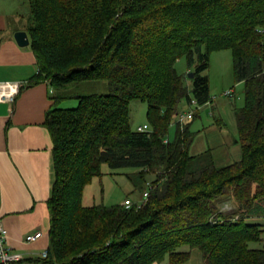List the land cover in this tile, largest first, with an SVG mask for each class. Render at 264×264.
Instances as JSON below:
<instances>
[{"label":"trees","instance_id":"16d2710c","mask_svg":"<svg viewBox=\"0 0 264 264\" xmlns=\"http://www.w3.org/2000/svg\"><path fill=\"white\" fill-rule=\"evenodd\" d=\"M27 3L38 71L24 88L45 83L52 101L49 246L35 264H184L193 250L203 264H264V224L248 221L264 218V0ZM221 50L244 89L234 110L240 159L218 167L209 149L190 154L194 134L176 118L182 102H210L204 73ZM89 81H106L109 93L79 95ZM69 100L77 105L60 106ZM132 101L146 104L148 132L131 129ZM103 165L134 170L141 197L149 192L141 207L82 204ZM223 199L234 213L220 211Z\"/></svg>","mask_w":264,"mask_h":264},{"label":"crops","instance_id":"0c3cea01","mask_svg":"<svg viewBox=\"0 0 264 264\" xmlns=\"http://www.w3.org/2000/svg\"><path fill=\"white\" fill-rule=\"evenodd\" d=\"M22 2L0 0V82L25 85L38 67L30 46L20 47L14 39L16 32H25L26 12ZM51 105L50 88L45 83L25 87L13 103H0V225L5 229L6 246L28 264H35L49 246L47 201L54 169L52 141L43 123ZM232 115L235 121L234 109ZM216 122L224 125L221 118ZM214 147L206 150L211 151L218 167L240 159L239 144L233 152L231 149L216 152ZM38 231L42 233L40 239L24 241L27 235ZM195 256L198 264H202L200 254Z\"/></svg>","mask_w":264,"mask_h":264},{"label":"rangeland","instance_id":"374dc122","mask_svg":"<svg viewBox=\"0 0 264 264\" xmlns=\"http://www.w3.org/2000/svg\"><path fill=\"white\" fill-rule=\"evenodd\" d=\"M23 1L25 5H23L21 0L23 10H25L27 16L29 10L28 3L27 0ZM175 67L179 74L186 75L188 73V67L184 59L178 60ZM204 74L209 80L211 102L202 107L192 104L188 105L182 102L179 107V113L191 111L193 115L192 119L186 122L190 125V131L194 134L189 152L192 155L198 154L211 146H215L216 152L226 151L227 149H231V152H233L234 146L238 145V134L232 110L243 106L244 86L243 83L240 85V83L234 80L231 52L229 50L213 52L209 57V67ZM231 90H234V92L229 98L224 95L225 92ZM77 92L79 95L83 96L91 94H108L109 86L106 81L82 82L77 85ZM76 105L77 101L69 100L65 101L60 106L65 108L74 107ZM146 108V104L140 101L130 102L129 118L130 127L133 131H135L137 127L147 124ZM219 118L222 119L224 125L216 122ZM186 123H184V125ZM174 131L175 122H173L169 128L170 139L173 138ZM232 140L236 141V143H233ZM101 173L102 175L100 177L92 179L91 183L85 187L82 197V204L84 206L99 204L105 206L123 205L126 199L133 203L141 201V191L137 189V187L141 186L143 181L137 178L134 170L129 168L110 170L106 165H103ZM219 207L220 211L224 214H232L236 209L229 199H223ZM259 214L264 216L263 210ZM248 221L250 223L257 222L264 224L263 217L249 219ZM250 248H263V244H250ZM192 253L189 261L184 264H198V259L195 255L200 253L198 250H193ZM200 259L202 263V257H200Z\"/></svg>","mask_w":264,"mask_h":264},{"label":"built area","instance_id":"2783aa9c","mask_svg":"<svg viewBox=\"0 0 264 264\" xmlns=\"http://www.w3.org/2000/svg\"><path fill=\"white\" fill-rule=\"evenodd\" d=\"M24 84L20 82H0V103H13L19 93L23 90ZM225 96H230L231 91L225 92ZM197 105L195 100H191L190 105ZM199 107V106H198ZM193 117L192 112H180L177 114L176 121L180 125H184V123L191 120ZM148 126L143 125L139 126L136 129V132L138 133H145L148 132ZM148 188L150 187L149 184L147 185ZM148 190L144 191L142 194V198L140 202L135 203L136 207H141L146 199L148 198ZM123 205L128 208L133 205V202L130 200H125L123 202ZM42 237V233L40 231L35 232L34 234L27 235L24 239L26 243L33 242L35 240H38ZM47 256V250L43 251L40 254V258H46ZM0 264H28L24 258L17 253H13L9 250V248L6 246V233L5 229L0 225Z\"/></svg>","mask_w":264,"mask_h":264},{"label":"water","instance_id":"95a60500","mask_svg":"<svg viewBox=\"0 0 264 264\" xmlns=\"http://www.w3.org/2000/svg\"><path fill=\"white\" fill-rule=\"evenodd\" d=\"M14 39L20 47H26L29 45V39L27 33L24 31H18L14 34ZM188 78H193V73L188 74Z\"/></svg>","mask_w":264,"mask_h":264}]
</instances>
